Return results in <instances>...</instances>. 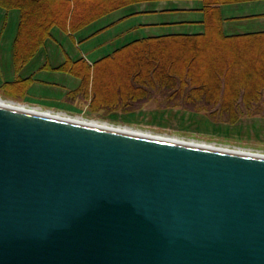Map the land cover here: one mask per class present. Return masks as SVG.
<instances>
[{"label":"water","instance_id":"water-1","mask_svg":"<svg viewBox=\"0 0 264 264\" xmlns=\"http://www.w3.org/2000/svg\"><path fill=\"white\" fill-rule=\"evenodd\" d=\"M0 264H264V156L0 103Z\"/></svg>","mask_w":264,"mask_h":264},{"label":"rangeland","instance_id":"rangeland-1","mask_svg":"<svg viewBox=\"0 0 264 264\" xmlns=\"http://www.w3.org/2000/svg\"><path fill=\"white\" fill-rule=\"evenodd\" d=\"M31 1V2H30ZM56 1V0H55ZM50 0H6L10 2L12 6H17L13 8H4L7 11L18 9L20 12V19L18 22L17 35L14 41V62L15 60V45L18 34L22 36L23 43L19 44V48H23L25 45L26 48L31 47L40 39L41 34L49 23H58L62 24V28L58 26L60 30L73 31L77 32L83 27L94 22L101 16L105 15L107 12H111L114 5L122 8L124 5H132L140 2L141 0H128V2L122 0L120 4H110L113 0H75L68 1L57 0V2ZM206 4L215 2V0H204ZM15 2V3H12ZM30 4H29V3ZM66 4H64V3ZM25 4L28 6L26 13L25 24H21L22 11L18 7L20 4ZM126 6V7H127ZM2 7V6H0ZM3 8V7H2ZM209 15V14H208ZM208 15L206 18H208ZM6 19V18H5ZM209 19V18H208ZM208 19L204 26L205 33L208 30ZM6 20L3 21L2 26L6 29L10 28L7 26ZM84 25L74 30L75 25ZM67 26V27H66ZM221 26V25H220ZM53 27V28H54ZM52 28V29H53ZM4 29V28H3ZM52 30L49 32L51 33ZM189 34V33H181ZM197 34V33H192ZM198 34H201L198 32ZM98 33L87 37L84 39V35L77 36L79 41H83L87 49H92L91 46H104L106 42L103 41V44L100 45V42L92 40ZM51 37V35L49 36ZM48 37V38H49ZM117 38L114 37L110 43H113ZM75 40V38H74ZM95 41V42H93ZM123 42L120 44L122 45ZM24 44V45H23ZM111 45V44H110ZM35 46V45H34ZM124 46V45H123ZM167 50H164V56L166 59H178V61H184L188 57H194L193 65L196 70L197 76H203L207 80H210L213 83V68L219 66L220 63H231L233 65V71L231 73V83L232 87L241 81H248L249 76H258L261 79H264V45L259 44L252 51L233 49L231 44L223 43L220 39L217 38L216 34L213 33L210 37L200 40L199 44H179L176 42L169 43L166 45ZM191 46H198L196 49L190 48ZM90 47V48H89ZM112 47V46H111ZM122 47V46H121ZM120 47V48H121ZM194 48V47H193ZM40 49V48H39ZM39 49L34 50L33 56L37 53ZM119 49V48H118ZM115 50L97 61L90 54L91 52H86L82 54L79 61L74 66L69 65L67 62L66 69L70 71L73 75L79 76L84 75L86 68H89V80L88 87L86 92V86L81 78V84L79 86L80 93L76 94V97L72 98L69 94L66 96L65 101L68 102L66 108H55V107H46L41 106L33 99L28 98V87L27 83L22 81V87L10 88L8 84H4L2 87L3 91H0V97L3 99H8L11 101L28 103L31 106H39L44 110H51L54 113L64 112L73 117L83 116L89 120L92 119H101L108 123H111L115 126H129L136 129H143L145 131H150L151 134H163L169 136H178L179 138L189 141H205L217 147L229 146L231 148H249L255 151L264 152V93L261 99L258 102H254V109L259 110L256 114H242L240 117L233 122L228 121L226 115L222 116L221 112H215L211 110V107H221L223 104V99L216 102V106L206 105L204 100L202 102H191L189 105H174L177 100H183L185 97L176 99H166L167 97H156L150 98L148 100H141L132 102L130 110L126 111L120 108L118 105L116 107L107 108L95 106L100 100H106L105 104H114L112 101L109 102L110 98L117 96L116 92L119 88V85L123 86L124 79L126 80L127 72L129 68L133 65V58L135 54L124 53L123 56L118 57V59H111ZM32 56V57H33ZM31 57V58H32ZM108 57L110 58L109 60ZM30 58V59H31ZM29 59V60H30ZM28 60V61H29ZM138 58L136 61L138 62ZM27 61V62H28ZM92 61V62H91ZM26 62V63H27ZM24 63L23 65H25ZM179 64V63H178ZM16 66L17 69H20ZM69 65V66H68ZM85 66V67H83ZM179 67V66H178ZM261 73V75H260ZM79 74V75H78ZM127 74V75H126ZM212 79V80H211ZM257 79V78H255ZM257 79L256 81H258ZM32 83V81L30 80ZM131 82V80H130ZM99 88V89H98ZM264 90V89H263ZM97 92V100L91 103V98L94 97ZM163 92V91H160ZM86 93V94H85ZM166 93V92H164ZM125 95L120 96L123 98ZM245 99L243 97L239 98V102L244 106ZM170 103V106L167 104ZM205 106L208 110H203L201 107ZM169 111L177 115H200L203 116L205 120H208L209 124H203L198 122H191L189 119L179 121L183 119V116L177 120L176 118H171L170 116H165ZM162 117H158V113H162ZM166 112V113H165ZM169 112V113H171ZM155 113V114H154ZM171 115V114H170ZM186 116V117H187ZM191 116V117H192ZM199 116V117H200ZM263 122V123H261Z\"/></svg>","mask_w":264,"mask_h":264},{"label":"crops","instance_id":"crops-1","mask_svg":"<svg viewBox=\"0 0 264 264\" xmlns=\"http://www.w3.org/2000/svg\"><path fill=\"white\" fill-rule=\"evenodd\" d=\"M126 6L113 8L77 32L54 27L51 37L20 69L15 66L13 54L20 12L0 7V91L6 83L29 79L32 83L27 91L28 98L41 106L66 108V96L81 84V78L70 73L66 64L69 61L71 67L76 65L86 52H91L97 61L133 40L202 33L206 16L209 14L211 18L213 13L218 16L226 35L264 31V0H215L213 4H206L204 0H141ZM4 20L10 28L2 26ZM97 33L92 40L100 45L106 42L102 47L91 46L89 50L77 38L84 35L86 39ZM114 37L117 39L110 43Z\"/></svg>","mask_w":264,"mask_h":264},{"label":"trees","instance_id":"trees-1","mask_svg":"<svg viewBox=\"0 0 264 264\" xmlns=\"http://www.w3.org/2000/svg\"><path fill=\"white\" fill-rule=\"evenodd\" d=\"M33 1V0H32ZM43 1V0H42ZM55 1V0H50ZM66 3L71 0H65ZM75 1V0H72ZM77 1V0H76ZM111 1V0H109ZM122 0H113L110 4H120ZM128 2V0H124ZM31 2V1H30ZM57 2V0L55 1ZM6 2V0H0V6L4 8H13L17 6H12ZM15 3V2H12ZM29 3V2H28ZM64 3V2H63ZM64 3V4H66ZM30 4V3H29ZM22 11L21 24H25V18L28 6L20 4L18 6ZM114 7H118L114 5ZM112 7V8H114ZM209 18V17H208ZM84 25H75L74 30L81 28ZM54 26L62 28V24L58 23H49L46 30L40 36V39L34 43L33 46L26 48L25 45L23 48H19V44L23 43V38L18 34L15 45V60L16 66L19 68L21 65L26 63L35 53L34 50L39 49L46 39L51 35L49 33ZM67 27V26H66ZM67 30V29H65ZM73 32V31H71ZM213 33L216 34L217 38L220 39L223 43L231 44L233 49L248 50L252 51L259 44L264 45V31L248 34H235V35H226L223 33V30L220 26V21L216 13H213V16L208 19V30L205 33L201 34H170L162 35L157 37H146L143 39L133 40L121 48L115 50L111 59H118L124 55V53H133V65L129 68L127 72L126 80L124 79L123 86L119 85V88L116 92L117 96L110 98L109 102L112 101L114 104H105L106 100H100L95 103V106L98 107H116L117 105L128 111L132 106V102L136 100H148L150 98L156 97H167L166 99H176L185 97L183 100H177L174 105H189L191 102H204L209 106H216L215 103L223 99V104L221 107H211L213 114L215 112H221L222 116L226 115L228 121H236L242 114H253L261 113L257 112L259 110L254 109V102H258L264 93V79L259 78L258 76H249L248 81H241L236 83L233 87L231 86V73L233 71V65L231 63H220L219 66H215L213 69V83L210 80H207L203 76H197L196 70L193 65L194 57H188L186 60L178 61V59H166L164 56V50H167V44L169 43H179V44H199L200 40H204L210 37ZM194 47V48H193ZM190 48L196 49L198 46H191ZM34 52V53H33ZM108 57L107 60L110 59ZM138 58V62L136 61ZM179 63V64H178ZM179 66V67H178ZM85 67V66H83ZM86 68V67H85ZM84 75H80L84 86H86V92L88 87L89 80V68H86ZM79 75V74H78ZM261 75V73H260ZM258 81H256L257 79ZM131 80V82H130ZM212 80V79H211ZM22 81L27 83V87L30 84L29 79H18L12 83H7V86L10 88L22 87ZM26 87V88H27ZM99 89V88H98ZM163 91V92H160ZM77 89L69 93L70 97H76L77 93H80ZM166 92V93H164ZM86 94V93H85ZM125 95L123 98L120 96ZM243 97L245 99L244 106L239 102V98ZM97 98V92L94 97L91 98V103H93ZM200 98H202L200 100ZM170 106V103L167 104ZM202 109L205 106H197ZM203 109V110H205ZM210 110V109H209ZM208 110V111H209ZM264 114V113H261Z\"/></svg>","mask_w":264,"mask_h":264},{"label":"bare ground","instance_id":"bare-ground-1","mask_svg":"<svg viewBox=\"0 0 264 264\" xmlns=\"http://www.w3.org/2000/svg\"><path fill=\"white\" fill-rule=\"evenodd\" d=\"M45 43V42H44ZM12 83V82H11ZM0 103L1 104H4L6 106H9V107H16V108H21V109H28V110H36V111H45V112H50L54 115H60L61 117H64V118H69V119H72V120H78V121H82V122H88L90 123L91 125H95V126H106V127H109V128H115V129H120V130H124V131H135V132H139L141 134H149V135H154V134H151L150 131H145L143 129H136V128H133V127H129L127 125L125 126H115L111 123H108L106 121H103L101 119H92V120H89L83 116H77V117H73V116H70L68 114H65L64 112H58V113H54L53 111L51 110H44L42 109L41 107L39 106H31L29 105L28 103H22V102H16V101H11V100H6V99H1L0 98ZM171 112V111H169ZM166 113L165 116H170L171 118H176L177 120H179L182 116H183V119L179 120V121H183L185 120L186 118L189 119L191 122H194V123H197L200 122V123H203V124H209L208 123V120H205L203 116H200V115H194L192 116V114L190 115H177L173 112L171 113ZM155 114V113H154ZM171 114V115H170ZM253 114H256V113H253ZM249 115V114H248ZM163 116V112L162 113H158V117H162ZM187 116V117H186ZM192 116V117H191ZM200 116V117H199ZM263 123V122H261ZM264 128V126L262 127ZM154 136H157V137H163V138H175V139H181L179 138L178 136H169V135H163V134H157V135H154ZM189 143H196V144H202V143H206L205 141H196V140H189ZM210 144V143H208ZM223 148H229L230 150H237V151H246V152H250V153H253L255 155H259V156H264V152L258 150V151H255V150H251L249 148H241V147H237V148H231L229 146H222Z\"/></svg>","mask_w":264,"mask_h":264}]
</instances>
